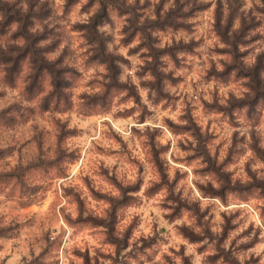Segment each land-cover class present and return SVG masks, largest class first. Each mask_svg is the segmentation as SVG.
<instances>
[{
  "label": "clouds",
  "instance_id": "clouds-1",
  "mask_svg": "<svg viewBox=\"0 0 264 264\" xmlns=\"http://www.w3.org/2000/svg\"><path fill=\"white\" fill-rule=\"evenodd\" d=\"M0 264H264V0H0Z\"/></svg>",
  "mask_w": 264,
  "mask_h": 264
}]
</instances>
